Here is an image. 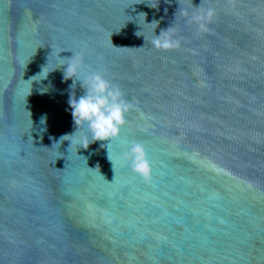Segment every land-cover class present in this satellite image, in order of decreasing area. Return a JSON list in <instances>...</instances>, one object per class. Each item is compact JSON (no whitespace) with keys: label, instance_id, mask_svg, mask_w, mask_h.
I'll return each mask as SVG.
<instances>
[{"label":"water","instance_id":"1","mask_svg":"<svg viewBox=\"0 0 264 264\" xmlns=\"http://www.w3.org/2000/svg\"><path fill=\"white\" fill-rule=\"evenodd\" d=\"M156 5L0 0V264H264V0ZM141 12L179 45L153 47ZM75 52L132 105L105 147L61 140L85 92L66 66L33 81ZM132 141L148 181L121 158Z\"/></svg>","mask_w":264,"mask_h":264},{"label":"clouds","instance_id":"2","mask_svg":"<svg viewBox=\"0 0 264 264\" xmlns=\"http://www.w3.org/2000/svg\"><path fill=\"white\" fill-rule=\"evenodd\" d=\"M213 12L214 9L207 8V17L211 18ZM141 15H143V23L139 24L142 25V30L145 25L154 26L152 29L154 35L151 40L153 47L167 50L179 45L180 41L173 34V27L162 30L161 33L157 35L156 28L159 22L156 20L147 22V14L143 12L139 13L137 18ZM191 18L199 22L204 18V14L193 11L191 13ZM199 26L201 28L204 27L203 24ZM59 55L60 59L56 62L57 66L50 68L49 58L47 65L42 68V71L33 76L41 77V79L33 81H42L48 77L49 73L62 66H66L64 67V79L73 80V83L69 87L74 90L77 86V81H79L83 89H85L84 94L79 97H77L75 91H72L69 95L68 104L77 128L74 133L62 136L61 140L71 141L69 150L74 144L78 145L77 151L80 147L88 148L90 143L95 141H109L107 144L102 145V147L110 145L114 139L120 137L121 130L127 123V114L132 108L131 103L125 99L120 87L113 84L102 71H90L81 77V72L84 67L82 54H77L75 52V55L71 58L63 57L61 53ZM64 58H67V61H65ZM32 78L29 80H32ZM46 119L47 117L45 114L41 117V124H45ZM81 128H86L87 132L83 136H77ZM66 137H73V139H65ZM106 148L108 149L109 159L114 163L111 149L109 147ZM121 158L130 165L134 172L141 175L146 181L151 179L152 162L148 158L147 149L142 143L138 141H132L130 143L125 142V150L122 152Z\"/></svg>","mask_w":264,"mask_h":264}]
</instances>
